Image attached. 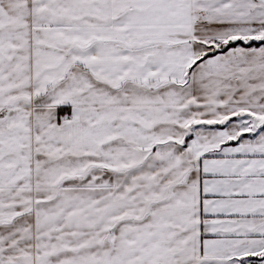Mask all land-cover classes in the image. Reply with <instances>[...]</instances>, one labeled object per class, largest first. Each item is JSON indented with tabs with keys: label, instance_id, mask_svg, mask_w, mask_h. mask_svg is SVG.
<instances>
[{
	"label": "snow or ice",
	"instance_id": "snow-or-ice-1",
	"mask_svg": "<svg viewBox=\"0 0 264 264\" xmlns=\"http://www.w3.org/2000/svg\"><path fill=\"white\" fill-rule=\"evenodd\" d=\"M0 264H264V0H0Z\"/></svg>",
	"mask_w": 264,
	"mask_h": 264
}]
</instances>
